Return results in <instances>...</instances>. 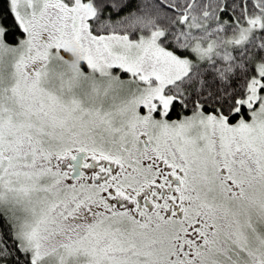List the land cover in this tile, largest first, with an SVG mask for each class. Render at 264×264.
<instances>
[{
	"label": "snow or ice",
	"instance_id": "1",
	"mask_svg": "<svg viewBox=\"0 0 264 264\" xmlns=\"http://www.w3.org/2000/svg\"><path fill=\"white\" fill-rule=\"evenodd\" d=\"M0 3V264H264V0Z\"/></svg>",
	"mask_w": 264,
	"mask_h": 264
},
{
	"label": "trees",
	"instance_id": "2",
	"mask_svg": "<svg viewBox=\"0 0 264 264\" xmlns=\"http://www.w3.org/2000/svg\"><path fill=\"white\" fill-rule=\"evenodd\" d=\"M0 7H3L5 10H6V5L5 4H2V3H0ZM129 11V9H124L121 13H120V15H124V14H126L127 12Z\"/></svg>",
	"mask_w": 264,
	"mask_h": 264
}]
</instances>
